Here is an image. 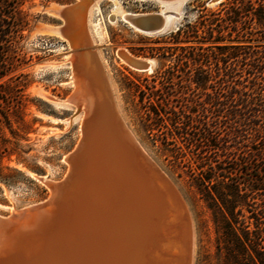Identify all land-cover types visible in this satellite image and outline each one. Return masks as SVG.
<instances>
[{
	"label": "rangeland",
	"instance_id": "obj_1",
	"mask_svg": "<svg viewBox=\"0 0 264 264\" xmlns=\"http://www.w3.org/2000/svg\"><path fill=\"white\" fill-rule=\"evenodd\" d=\"M81 1L85 0H24L18 7L27 26L21 32L8 73L0 79V85H5L0 93L10 88V111L20 110L23 122L10 116V128L0 124L2 217L45 201L50 191L36 178L62 181L68 171L64 158L81 139V112L63 103L74 90L72 70L65 57L73 51L65 40L38 32L41 27L63 24L47 12L49 8L76 6ZM261 4L264 6V0H252L251 5L241 0H186L182 5L167 8L177 13L167 29L149 36L136 31L120 16L159 13L160 4L151 0H98L90 3L89 13L86 11L89 17H85L92 44L75 50H90L99 58L125 125L185 201L193 223L192 264H216L217 234L212 212L190 180L191 172L209 175L208 163L196 155L198 150L168 122L167 129L160 126L148 133L143 130L141 120L145 121L150 112L149 104L163 105V99L175 111L202 119L207 113L205 108H209V97L214 95L224 74V54L236 52L230 46L245 49L264 46ZM179 28L182 34L174 38L172 35ZM249 32L254 33L250 38L259 41L248 43ZM118 51L152 61L151 70L131 69L120 59ZM201 70L210 71L206 83ZM200 80L205 86L193 83ZM40 92L56 99L57 104L42 97ZM166 140L175 146H165ZM263 194L264 191H258L253 202L254 213L263 216L264 222ZM245 216L250 214L245 212Z\"/></svg>",
	"mask_w": 264,
	"mask_h": 264
},
{
	"label": "bare ground",
	"instance_id": "obj_2",
	"mask_svg": "<svg viewBox=\"0 0 264 264\" xmlns=\"http://www.w3.org/2000/svg\"><path fill=\"white\" fill-rule=\"evenodd\" d=\"M97 1L54 5L47 12L63 24L38 30L65 40L73 51L65 57L74 90L63 103L81 112V139L64 158L62 181L36 178L50 191L45 201L0 216V252L7 264H192L193 223L185 201L125 125L99 58L90 50L75 51L92 44L85 17ZM151 1L160 4L159 13L120 17L147 35L132 19L158 15L165 30L177 16L167 8L186 2ZM118 55L127 65L152 68L150 60Z\"/></svg>",
	"mask_w": 264,
	"mask_h": 264
},
{
	"label": "trees",
	"instance_id": "obj_3",
	"mask_svg": "<svg viewBox=\"0 0 264 264\" xmlns=\"http://www.w3.org/2000/svg\"><path fill=\"white\" fill-rule=\"evenodd\" d=\"M241 1L251 5L252 0ZM23 2L0 0V79L8 73L21 32L27 26L18 9ZM181 34L179 28L172 36L178 38ZM247 34L248 43L259 41L250 38L254 33ZM247 47L230 46L236 52L224 54V74L214 95L209 97V108H205L207 113L202 119L175 111L163 99V105L149 104L150 112L145 121L141 120L143 130L148 133L160 126L167 129L168 122L194 150H198L196 155L207 161L209 175L191 172L190 180L212 212L217 234L216 264L218 260L222 264H264L263 216L254 213L253 202L258 191H264V166H258L264 163V46ZM230 60L235 64H228ZM201 74L206 83L210 71L201 70ZM193 83L198 86L203 82ZM2 86L5 85L0 88ZM8 89L0 93L4 104L0 102V124L10 128V116L21 122L23 118L20 110L10 111ZM1 145L0 138V156ZM164 145L175 146L167 140ZM245 212L250 217H246Z\"/></svg>",
	"mask_w": 264,
	"mask_h": 264
},
{
	"label": "water",
	"instance_id": "obj_4",
	"mask_svg": "<svg viewBox=\"0 0 264 264\" xmlns=\"http://www.w3.org/2000/svg\"><path fill=\"white\" fill-rule=\"evenodd\" d=\"M133 24L135 25V28L138 30L146 33L147 35H155L160 33L163 30V18L158 15H152V16H141L140 18L132 19ZM128 66L136 71H145V65L142 62H133L129 61ZM1 246V242H0ZM8 246V245H7ZM5 248V247H4ZM9 261L7 254H2L0 252V264H7Z\"/></svg>",
	"mask_w": 264,
	"mask_h": 264
}]
</instances>
